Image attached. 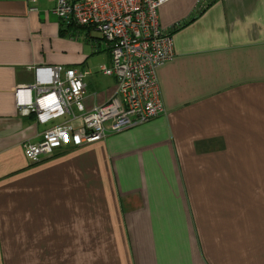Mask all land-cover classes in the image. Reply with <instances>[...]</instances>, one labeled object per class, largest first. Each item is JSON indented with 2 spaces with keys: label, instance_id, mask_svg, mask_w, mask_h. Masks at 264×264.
<instances>
[{
  "label": "crops",
  "instance_id": "crops-1",
  "mask_svg": "<svg viewBox=\"0 0 264 264\" xmlns=\"http://www.w3.org/2000/svg\"><path fill=\"white\" fill-rule=\"evenodd\" d=\"M56 2L0 0V264H264V0L161 6L169 31L191 19L158 71L165 113L32 161L23 143L62 122L20 112L33 67L91 70L89 109L117 90L89 65L106 41Z\"/></svg>",
  "mask_w": 264,
  "mask_h": 264
},
{
  "label": "built area",
  "instance_id": "built-area-1",
  "mask_svg": "<svg viewBox=\"0 0 264 264\" xmlns=\"http://www.w3.org/2000/svg\"><path fill=\"white\" fill-rule=\"evenodd\" d=\"M170 1L57 0L54 12L59 18L95 28L106 41L111 65H101L100 71L116 80L117 90L107 101L89 109L85 78L91 70L33 67L34 83L15 89L20 112L34 114L42 124L62 122L46 129L37 143H23L30 160L39 161L67 146L104 140L109 133L165 113L158 71L173 59L175 47L173 33L161 22L160 8Z\"/></svg>",
  "mask_w": 264,
  "mask_h": 264
},
{
  "label": "rangeland",
  "instance_id": "rangeland-1",
  "mask_svg": "<svg viewBox=\"0 0 264 264\" xmlns=\"http://www.w3.org/2000/svg\"><path fill=\"white\" fill-rule=\"evenodd\" d=\"M83 39H85V38H83ZM86 43H88V42H86ZM105 45H106V43H105ZM89 48L91 50L90 51L91 52V56H90V59H89V62H90L89 65H90V68L93 69L94 77L96 79H98L99 81L108 80V79L112 80L111 76L104 75L100 71V68H99L100 65H102V64H107L109 66L111 65L110 51L108 52V50L106 48H104V46L101 47L100 51H98V50L95 51V49L92 48V46H89ZM86 49H87V47H86Z\"/></svg>",
  "mask_w": 264,
  "mask_h": 264
},
{
  "label": "trees",
  "instance_id": "trees-1",
  "mask_svg": "<svg viewBox=\"0 0 264 264\" xmlns=\"http://www.w3.org/2000/svg\"><path fill=\"white\" fill-rule=\"evenodd\" d=\"M191 21V19L190 20H187V21H184V22H182V23H179L178 25H176L174 28H173V30L171 31L172 33L174 32V31H176V30H178V29H180V28H182V27H184V26H186L189 22ZM68 24V28H76L78 25H76V24H74V23H67ZM68 28H66V30L68 29Z\"/></svg>",
  "mask_w": 264,
  "mask_h": 264
}]
</instances>
